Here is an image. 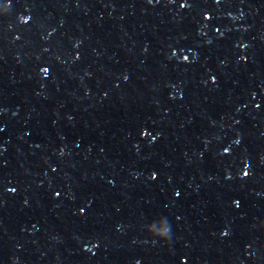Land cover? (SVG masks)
Masks as SVG:
<instances>
[{"label": "water", "instance_id": "1", "mask_svg": "<svg viewBox=\"0 0 264 264\" xmlns=\"http://www.w3.org/2000/svg\"><path fill=\"white\" fill-rule=\"evenodd\" d=\"M0 264H264V0H0Z\"/></svg>", "mask_w": 264, "mask_h": 264}]
</instances>
